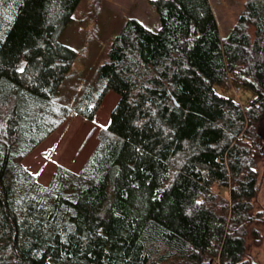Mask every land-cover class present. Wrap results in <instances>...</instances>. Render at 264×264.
<instances>
[{"label":"trees","instance_id":"16d2710c","mask_svg":"<svg viewBox=\"0 0 264 264\" xmlns=\"http://www.w3.org/2000/svg\"><path fill=\"white\" fill-rule=\"evenodd\" d=\"M80 1L0 0V264H249L264 0H246L225 38L206 0H152L159 29L125 21L69 107L52 98L78 57L59 39ZM227 78L253 93L246 107L216 91ZM110 91L82 168L42 186L18 160Z\"/></svg>","mask_w":264,"mask_h":264},{"label":"rangeland","instance_id":"374dc122","mask_svg":"<svg viewBox=\"0 0 264 264\" xmlns=\"http://www.w3.org/2000/svg\"><path fill=\"white\" fill-rule=\"evenodd\" d=\"M152 0H81L73 21L62 33L61 44L78 52L69 75L53 96L57 104L73 107L83 90L93 81L100 65L107 58L108 45L119 33L125 21L138 20L150 31L159 29L158 17ZM217 22L221 38H225L243 12L246 0H206ZM239 87L230 78L216 91L234 98L242 107L253 99V93L245 88L234 95ZM119 96L108 92L92 120L73 115L68 122L52 133L27 157L18 163L28 169L42 185L46 186L57 166L78 172L94 150L99 132L110 120ZM259 191L253 200L249 229L255 235L246 240V259L249 264H264V156L256 159ZM216 191V189H215ZM227 197V195H226Z\"/></svg>","mask_w":264,"mask_h":264},{"label":"built area","instance_id":"2783aa9c","mask_svg":"<svg viewBox=\"0 0 264 264\" xmlns=\"http://www.w3.org/2000/svg\"><path fill=\"white\" fill-rule=\"evenodd\" d=\"M240 92L239 88L234 89V95H237Z\"/></svg>","mask_w":264,"mask_h":264}]
</instances>
